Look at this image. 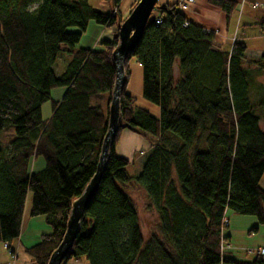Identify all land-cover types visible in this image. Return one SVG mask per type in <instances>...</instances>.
<instances>
[{
    "label": "trees",
    "instance_id": "16d2710c",
    "mask_svg": "<svg viewBox=\"0 0 264 264\" xmlns=\"http://www.w3.org/2000/svg\"><path fill=\"white\" fill-rule=\"evenodd\" d=\"M87 1L0 0V134L13 129L0 146V243L10 248L19 241L29 194L30 216L44 217L51 229L24 248L34 264H47L60 244L71 203L95 173L107 130L108 107L90 99L106 95L110 102L116 23L125 18L121 0H97L107 4L106 12ZM208 3L226 18L237 7L231 0ZM262 5L256 26L264 35ZM177 6L158 7L124 63L126 81L129 61L140 65L142 98L158 107L159 117L135 107L125 84L101 182L62 264H264L260 256L241 261L220 250L229 240L228 210L264 224V132L248 97L264 75V54L246 59L238 41L229 51L216 47L214 35L187 22ZM90 22L114 28L112 38L101 40L99 49L76 48ZM63 56L67 62L57 75L55 63ZM55 88L65 93L45 121L41 107ZM124 128L151 143L133 177L128 161L114 153ZM127 185L139 187L156 213L157 231L146 239L123 190Z\"/></svg>",
    "mask_w": 264,
    "mask_h": 264
},
{
    "label": "crops",
    "instance_id": "0c3cea01",
    "mask_svg": "<svg viewBox=\"0 0 264 264\" xmlns=\"http://www.w3.org/2000/svg\"><path fill=\"white\" fill-rule=\"evenodd\" d=\"M181 0H158L157 6L178 4ZM236 3V10H234L228 18L219 9L208 3V0H194V3L182 14L185 20L196 26H199L206 32L214 35V44L216 47L230 50L235 41L242 42L245 47V58L254 59L259 58L264 54V44L259 45L258 40L263 39V32L256 26L259 18L263 16V5L259 0H231ZM137 0H132L134 5ZM254 5H257L254 7ZM258 10H262L257 12ZM129 11V10H128ZM121 14V13H120ZM156 15V12L153 13ZM123 16V14H121ZM97 26V25H95ZM88 28H92L96 32V36L88 46H81L79 48L95 50L98 49L101 40L111 39L114 28L93 27L88 24ZM67 62L66 56L58 58L57 75H59ZM55 65V66H56ZM128 78L126 81V93L134 99L135 107L146 111L152 117H159V109L157 106L147 102L142 98V69L133 59L128 63ZM178 76L177 66H173V77ZM264 76V75H263ZM260 83L261 86L264 84ZM65 93L63 88H55L50 92V103H59ZM264 93V92H263ZM109 101L106 95L92 97L90 99L91 105H100L105 108L109 106ZM44 105L41 107V115ZM51 116V112H50ZM49 116V118H50ZM49 118L42 119L47 121ZM151 148V143L139 133L130 129L124 128L120 131L118 139L114 146V153L116 156L126 159L128 161L127 168L137 166L138 171L143 164V158L139 157V152L147 153ZM38 168L42 167L39 163ZM26 204V203H25ZM26 214V205L22 216L21 228ZM30 222L27 221V224ZM21 237V231H20ZM18 242V241H16ZM15 243V242H13ZM12 243V244H13ZM10 244L9 246H11ZM17 255V254H16ZM18 260V258H17ZM66 264H86L83 259L76 261H68Z\"/></svg>",
    "mask_w": 264,
    "mask_h": 264
},
{
    "label": "rangeland",
    "instance_id": "374dc122",
    "mask_svg": "<svg viewBox=\"0 0 264 264\" xmlns=\"http://www.w3.org/2000/svg\"><path fill=\"white\" fill-rule=\"evenodd\" d=\"M138 1V0H137ZM262 2V0H259ZM88 5L99 11H108L107 4L97 1L88 0ZM137 3V2H136ZM136 3L134 5H136ZM132 0H121L118 10L120 18L124 19L128 16L129 12L133 9ZM34 8V6H33ZM129 10V11H128ZM262 10H258L259 12ZM90 25L95 26L94 23L90 22ZM69 31H74V29H69ZM96 36V32L92 28H88L81 36L76 48L81 46H88L92 42V39ZM264 38V36H263ZM259 45L264 44V40H258ZM100 47L98 46V49ZM258 59V58H254ZM58 63L55 66V73H57ZM257 82L264 84V76L258 75L256 77ZM260 84V83H259ZM252 86L249 89L248 97L251 107L253 108L254 114L259 118V127L264 132V107L260 106L261 90L260 86ZM264 91V85L262 86ZM51 112V103L47 102L44 104L42 116L44 119L49 118ZM5 134V135H3ZM3 135V136H2ZM13 137V129L9 128L0 134V146L5 144L7 141L11 140ZM146 153L144 151L139 152V157L145 158ZM42 163L41 160L37 161L36 169H38V164ZM141 170V167H140ZM138 167L135 165L130 168H126V172L129 176H137L140 172ZM259 187L264 190V172L259 181ZM124 192L133 200L134 205L137 210L139 225L143 237L146 239L151 233L156 232L157 226V216L155 211L148 206L147 199L143 191L136 186H124ZM31 197L28 194L26 199V214L21 228V237L18 242L13 243L10 246L12 255L8 253V249L4 248V245L0 243V264H34L31 262V258L25 254L24 248L31 247L39 241L41 235H46L51 232L50 227L45 223L44 217H31L30 216V205ZM226 225L224 228V234L229 237V240L224 243L230 247L229 251L231 256L237 260L249 261L253 259L255 254H247V250L263 248L264 249V224H258L255 217L252 216H242L235 214L228 210L225 214ZM30 222L27 224V221ZM228 251V250H226ZM17 254V255H16ZM18 258V260H17ZM264 260V256L261 257Z\"/></svg>",
    "mask_w": 264,
    "mask_h": 264
},
{
    "label": "water",
    "instance_id": "95a60500",
    "mask_svg": "<svg viewBox=\"0 0 264 264\" xmlns=\"http://www.w3.org/2000/svg\"><path fill=\"white\" fill-rule=\"evenodd\" d=\"M158 0H138L128 16L117 20V45L111 54L115 80L108 106L107 130L102 141L96 170L81 195L71 203L66 230L58 247L51 253L47 264H62L79 232L84 212L95 196L109 156L110 147L117 135L119 125V99L126 84L124 63L137 46L147 23L154 18Z\"/></svg>",
    "mask_w": 264,
    "mask_h": 264
},
{
    "label": "built area",
    "instance_id": "2783aa9c",
    "mask_svg": "<svg viewBox=\"0 0 264 264\" xmlns=\"http://www.w3.org/2000/svg\"><path fill=\"white\" fill-rule=\"evenodd\" d=\"M193 3H194V0H181V1L178 3L177 8H178V10H179L181 13H183V12L186 11V10L189 8V6H191ZM256 6H257V5H254V7H256ZM159 23H160V21H159L158 19H155V24H156V25H159ZM224 224H225V225L227 224V223H226V219L224 220ZM4 248H5L6 250L8 249V253H9L10 255H12L11 250H10V248H8L7 245H4ZM229 249H230V247H229L228 245L226 246V245L222 244V245L220 246V250H221V252H225L226 250H229ZM246 252H247V254H255L256 256H260V257L264 256V249H263V248L247 250Z\"/></svg>",
    "mask_w": 264,
    "mask_h": 264
}]
</instances>
